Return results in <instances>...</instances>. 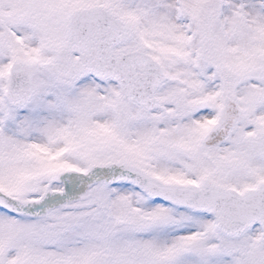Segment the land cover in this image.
I'll list each match as a JSON object with an SVG mask.
<instances>
[{"label": "snow or ice", "instance_id": "snow-or-ice-1", "mask_svg": "<svg viewBox=\"0 0 264 264\" xmlns=\"http://www.w3.org/2000/svg\"><path fill=\"white\" fill-rule=\"evenodd\" d=\"M0 264H264V0H0Z\"/></svg>", "mask_w": 264, "mask_h": 264}]
</instances>
